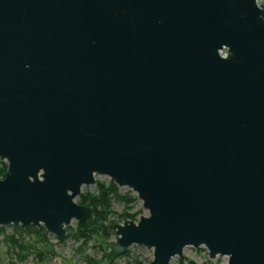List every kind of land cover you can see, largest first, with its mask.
<instances>
[{"label":"water","instance_id":"95a60500","mask_svg":"<svg viewBox=\"0 0 264 264\" xmlns=\"http://www.w3.org/2000/svg\"><path fill=\"white\" fill-rule=\"evenodd\" d=\"M0 160V227L86 232L104 176L148 214L111 224L106 263L264 264V8L0 0Z\"/></svg>","mask_w":264,"mask_h":264},{"label":"rangeland","instance_id":"374dc122","mask_svg":"<svg viewBox=\"0 0 264 264\" xmlns=\"http://www.w3.org/2000/svg\"><path fill=\"white\" fill-rule=\"evenodd\" d=\"M257 4L259 7L264 8V0H257ZM0 164L5 165L7 168L5 161L0 160ZM94 178L95 185L82 187L81 193L85 190L93 192L96 183L107 182L109 180L104 176H95ZM119 192L121 194L128 192L131 196L136 197L127 188H119ZM128 207L130 208V212H138L139 215L135 221L140 216L148 215L147 211L143 210L142 204L137 198ZM124 210L125 207L123 204L117 202L112 203V211L115 214H121ZM110 220H113V223H115L120 219L118 220L114 216ZM76 226V222L73 221L69 227L74 229ZM27 229H22L20 226L0 227V264H87L86 258L93 261V264H131L134 259L147 264L152 259L151 249L132 245L126 251L128 252L127 256L116 258L112 262L106 263L107 246L114 241V237L111 234L109 236L98 234L97 236H93V238L83 237L79 239L65 236L63 240L58 241L52 235L47 234H44L46 237L42 239L36 234V230L39 231L37 228L32 227ZM7 237H13L15 240L22 238L28 244L30 251L23 260H18L14 254L16 251L8 248L5 242ZM183 257L184 259L182 261L178 257H174L170 260L169 264H206L209 261L227 259L226 257L216 256L213 260H210L204 247L197 249L186 247Z\"/></svg>","mask_w":264,"mask_h":264},{"label":"trees","instance_id":"16d2710c","mask_svg":"<svg viewBox=\"0 0 264 264\" xmlns=\"http://www.w3.org/2000/svg\"><path fill=\"white\" fill-rule=\"evenodd\" d=\"M6 171V166L0 164V179L4 177ZM136 201V197L131 196L130 193L121 194L119 192V188L110 180L107 182H99L96 183L95 190L93 192H89L85 190L82 192L76 200V203L79 205H84L89 207L93 212V218L90 220V228L86 232L80 231L77 226L73 228H66V237L70 238H83L89 237L93 238V236H97L98 234H103L105 236H109V229L113 220H110L111 217H116V219L126 218L131 221H135L138 217V212H130V208L128 207L131 203ZM117 202L123 204L125 210L121 214H115L112 211V203ZM32 227H29V229ZM28 230V229H27ZM36 234L44 239L46 236L36 230ZM6 244L9 249H13L16 252L14 253L18 260H23L24 257L29 253L30 247L26 242L19 238L15 240L13 237H7ZM34 246V244H32ZM38 249V248H36ZM128 252H126L123 256H127ZM123 256H119L123 257ZM87 264H93V261L85 259ZM150 261L147 262V264ZM96 264V263H95ZM131 264H144L141 261L134 259Z\"/></svg>","mask_w":264,"mask_h":264},{"label":"built area","instance_id":"2783aa9c","mask_svg":"<svg viewBox=\"0 0 264 264\" xmlns=\"http://www.w3.org/2000/svg\"><path fill=\"white\" fill-rule=\"evenodd\" d=\"M221 55H224L223 53H221Z\"/></svg>","mask_w":264,"mask_h":264}]
</instances>
